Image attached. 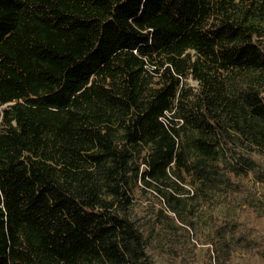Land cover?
Returning <instances> with one entry per match:
<instances>
[{"label":"trees","instance_id":"1","mask_svg":"<svg viewBox=\"0 0 264 264\" xmlns=\"http://www.w3.org/2000/svg\"><path fill=\"white\" fill-rule=\"evenodd\" d=\"M0 264H264V0H0Z\"/></svg>","mask_w":264,"mask_h":264}]
</instances>
